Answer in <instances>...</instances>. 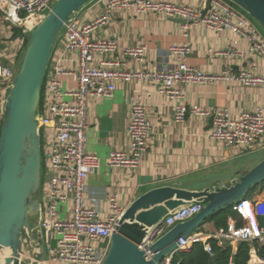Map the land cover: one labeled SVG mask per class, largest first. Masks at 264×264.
<instances>
[{
  "label": "built area",
  "instance_id": "1",
  "mask_svg": "<svg viewBox=\"0 0 264 264\" xmlns=\"http://www.w3.org/2000/svg\"><path fill=\"white\" fill-rule=\"evenodd\" d=\"M57 0H0V20L20 32L11 45L0 50V131L4 120L7 97L13 79L19 71L15 58L2 62L5 54L23 55L27 45L26 35L51 10ZM106 7V13L82 22L73 14L65 23L54 46L60 54L50 56L42 87V102L37 112L38 133L44 141V156L47 189L40 199V210L31 232L41 238L45 247V262L48 264H103L111 236L120 226L125 209L118 202L116 194L109 198L108 212L97 206H86L87 178L100 167L97 154L87 150L88 108L97 97H111L122 83L135 80L151 82L157 92L169 99L183 97L181 86L209 84L217 81H237L245 86L264 85V76L249 68L235 70L228 68L220 74H209L188 64L191 46L188 43L172 44L165 52L176 58L172 68L144 67L149 46L141 44L125 47L122 57L105 60L99 57L119 51L117 34L111 37L95 38V31L110 19L116 10L134 9L138 13L148 11L186 20L190 24L202 25L216 32L232 30L245 35L252 44V51L264 57V36L260 28L245 13L235 9L226 0H202V5H179L166 0H98ZM78 55V69L64 66L70 54ZM133 58L141 66L129 70L124 60ZM67 75L75 81V87L63 88L60 76ZM131 114L128 123L129 144L127 150L112 151L109 165L112 168H138L147 151L152 131L148 106L140 97L130 98ZM188 113L213 118L210 137L227 146L239 145L253 148L264 145V109L256 107L238 115L228 109L210 110L199 105L188 106L181 99L174 104L173 119L183 123ZM255 190V189H254ZM60 205L62 208L60 209ZM70 208L67 209V206ZM205 204L191 202L170 211L162 221L150 228L140 247L145 258L155 255L152 244L173 226L199 213ZM237 217L230 216L227 226L218 228L206 236L193 232L188 239H178V251H191L196 242L205 243V250L214 254L209 239L218 246H234L236 243L264 245V198L240 200L233 206ZM56 240L57 246H52ZM252 247L248 264H264V256H255ZM48 251V252H47ZM235 251L228 264L234 263ZM173 255L160 264H171Z\"/></svg>",
  "mask_w": 264,
  "mask_h": 264
},
{
  "label": "crops",
  "instance_id": "2",
  "mask_svg": "<svg viewBox=\"0 0 264 264\" xmlns=\"http://www.w3.org/2000/svg\"><path fill=\"white\" fill-rule=\"evenodd\" d=\"M179 5H202V0H166ZM106 13V7L93 0L75 13L82 22ZM181 18H167L152 11L138 13L134 9L116 10L110 13L109 21L94 33L95 38L111 37L117 34L119 51L99 57L113 60L122 57L125 47L147 44L149 54L144 67L172 68L176 58L165 52L172 44L188 43L191 53L188 64L209 74H220L223 70L249 68L264 76V57L252 51L250 40L232 30L216 32L202 25L190 24L185 27ZM0 20V50L11 45L20 32L7 28ZM261 31V30H260ZM264 36V33L261 31ZM58 45L53 54H60ZM22 56L11 52L5 54L2 62L9 63L15 58L21 65ZM129 70L141 66L131 57L124 58ZM70 69H78V55L72 53L64 62ZM63 88L75 87V81L67 75L60 76ZM183 97L169 99L157 92L156 86L148 81L135 80L122 83L111 97H97L88 108L89 128L87 150L100 158V167L87 178L86 206H97L102 212L109 210V198L116 194L120 206L127 209L142 193L162 185L201 190L213 182L223 185L237 178L238 172L251 169L258 162V154L264 145L244 148L239 145L227 146L210 137L213 118L188 113L183 123L173 119L174 104L183 99L188 106L196 104L210 110L228 109L238 115L256 107L264 109V85L245 86L237 81H217L209 84L181 86ZM140 97L148 106L152 131L148 148L138 168H112L109 157L112 151L127 150L129 144L128 123L131 114L130 98ZM42 102V98H41ZM47 189V177L41 186L43 199ZM249 199L264 198V184ZM70 205L67 206V209ZM218 228L205 222L199 230L204 235L212 234ZM250 244V243H249ZM240 243L231 247L235 253ZM258 244H250L251 248ZM260 246V245H259ZM224 248V247H223ZM253 252L259 256V248ZM252 252V251H251ZM0 253V264L4 261Z\"/></svg>",
  "mask_w": 264,
  "mask_h": 264
},
{
  "label": "water",
  "instance_id": "3",
  "mask_svg": "<svg viewBox=\"0 0 264 264\" xmlns=\"http://www.w3.org/2000/svg\"><path fill=\"white\" fill-rule=\"evenodd\" d=\"M90 1L57 0L26 35L27 45L7 97L0 131V251L11 250V256L1 264H44L43 241L31 232V217L38 216L40 210L37 193L42 185L37 112L54 43L70 17ZM232 1L264 29V0ZM238 175L222 186L217 181L201 190L162 185L142 193L124 211L103 264H160L169 254L174 255L180 237L189 238L211 215L247 198L250 191L264 183V159ZM191 202L205 206L157 239L151 246L154 257L146 259L140 247L149 229L170 211Z\"/></svg>",
  "mask_w": 264,
  "mask_h": 264
},
{
  "label": "trees",
  "instance_id": "4",
  "mask_svg": "<svg viewBox=\"0 0 264 264\" xmlns=\"http://www.w3.org/2000/svg\"><path fill=\"white\" fill-rule=\"evenodd\" d=\"M42 98V94H41ZM2 127V126H1ZM43 164V163H42ZM254 190L250 191L249 195ZM248 198V197H247ZM234 206V205H233ZM233 206L225 207L211 215L206 222H211L216 228L225 227L230 216L237 217V212ZM214 254L211 255L205 250V243L196 242L191 251H178L174 254L171 264H228L232 256L231 247H220L213 239L209 240ZM259 255L264 256V245L259 246ZM251 246L248 242H240L237 252L234 254L235 264H248L250 259Z\"/></svg>",
  "mask_w": 264,
  "mask_h": 264
},
{
  "label": "rangeland",
  "instance_id": "5",
  "mask_svg": "<svg viewBox=\"0 0 264 264\" xmlns=\"http://www.w3.org/2000/svg\"><path fill=\"white\" fill-rule=\"evenodd\" d=\"M229 4H231L235 9H237L238 11L242 12V13H245L250 19L253 20V22L260 28V30L264 33V29L262 28V26L259 24V22L257 20H255L253 17H251L243 8H241L240 6H238L236 3H234L232 0H226ZM6 30H9L7 28H10L11 27L8 25V24H5V27ZM15 30L19 31L18 28H15ZM43 86H44V83H43ZM42 86V87H43ZM10 92V91H9ZM41 153H42V170H41V177H42V185L46 179V167H45V156H44V141L41 142ZM258 162L260 160H263L264 159V151L263 152H260L258 154ZM264 184V183H263ZM263 184L259 185L257 188H255L254 191L258 190ZM41 185V186H42ZM41 195V188L39 189L38 193H37V196H40ZM62 208V206L60 205V209ZM36 222V217H31V224L34 225V223ZM52 246L53 247H56L57 246V242L56 240L53 239L52 241ZM48 252V251H47ZM5 258V257H4ZM45 264H48L47 261L45 262Z\"/></svg>",
  "mask_w": 264,
  "mask_h": 264
},
{
  "label": "bare ground",
  "instance_id": "6",
  "mask_svg": "<svg viewBox=\"0 0 264 264\" xmlns=\"http://www.w3.org/2000/svg\"><path fill=\"white\" fill-rule=\"evenodd\" d=\"M126 210V209H125ZM186 221V220H185ZM183 222V221H182ZM174 227V226H173ZM199 230V229H198ZM197 231V230H196ZM195 232V231H194ZM208 235H210V234H207L206 236H208ZM188 239V238H187ZM212 239V238H211ZM210 240V239H209ZM214 240V239H213ZM0 253H1V255L2 256H4L5 257V259H7L8 257H10L11 256V250L10 249H3V250H1L0 251ZM170 255V254H169ZM168 255V256H169ZM174 256V255H173ZM167 257V256H166ZM173 259V258H172ZM230 260V259H229ZM234 263H235V261H234Z\"/></svg>",
  "mask_w": 264,
  "mask_h": 264
}]
</instances>
